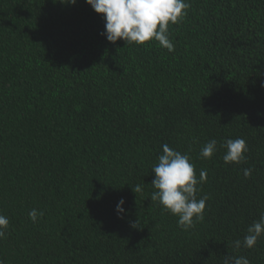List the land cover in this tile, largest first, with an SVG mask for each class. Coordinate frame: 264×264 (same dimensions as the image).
<instances>
[{"label":"trees","instance_id":"16d2710c","mask_svg":"<svg viewBox=\"0 0 264 264\" xmlns=\"http://www.w3.org/2000/svg\"><path fill=\"white\" fill-rule=\"evenodd\" d=\"M186 2L169 52L108 42L86 0H0V264H264V236L234 246L264 214V0ZM164 144L207 173L187 230L151 200Z\"/></svg>","mask_w":264,"mask_h":264},{"label":"clouds","instance_id":"9594fccd","mask_svg":"<svg viewBox=\"0 0 264 264\" xmlns=\"http://www.w3.org/2000/svg\"><path fill=\"white\" fill-rule=\"evenodd\" d=\"M75 5L76 0H67ZM86 3L95 13L102 15L105 21V31L102 33L108 42L115 44L123 40L126 44L144 45L156 41L169 52L174 50V44L169 37V24H178L187 15L189 4L186 0H86ZM215 139L207 142L200 151L202 158H211L217 151ZM221 147L225 149L223 161L225 164H239L245 160L248 151L246 141L242 138L228 139ZM163 154L158 157V163L153 167L155 174L152 186L156 191L151 195L152 201H158L164 210L178 217V227L187 230L195 226L196 222L204 219L207 196L196 198L198 185L206 181L207 173L201 170L199 179L195 175V166L190 162L188 154H182L169 147L162 146ZM251 170L245 169V177ZM141 186L135 187V192H140ZM133 191V192H134ZM123 199L116 205L119 215L125 212ZM29 218L36 222L38 217H43L42 211L32 209ZM138 222L131 226L137 227ZM9 228V219L0 214V240L6 238ZM264 236V214L259 220L253 222L247 229L243 241L234 242L235 248H253L258 239ZM223 264H250L245 256H225Z\"/></svg>","mask_w":264,"mask_h":264}]
</instances>
